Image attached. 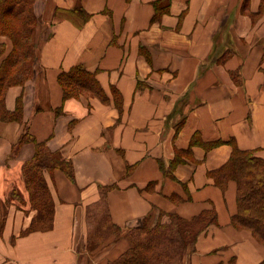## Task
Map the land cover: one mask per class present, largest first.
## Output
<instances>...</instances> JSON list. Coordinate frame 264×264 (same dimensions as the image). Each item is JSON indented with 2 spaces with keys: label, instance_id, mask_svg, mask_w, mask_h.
Here are the masks:
<instances>
[{
  "label": "crops",
  "instance_id": "crops-1",
  "mask_svg": "<svg viewBox=\"0 0 264 264\" xmlns=\"http://www.w3.org/2000/svg\"><path fill=\"white\" fill-rule=\"evenodd\" d=\"M35 75L8 88L0 120V200L28 194L24 168L46 143L74 178L45 172L52 228L19 239L31 264H108L131 247L87 251L88 208L110 188L114 224L132 229L213 213L184 264H264V242L234 225L238 185L220 187L234 146L264 160V0H34ZM0 63L13 49L7 36ZM94 73L107 99L64 98L60 75ZM24 134L27 141L15 152ZM177 159V164L172 162ZM29 240V241H28Z\"/></svg>",
  "mask_w": 264,
  "mask_h": 264
},
{
  "label": "trees",
  "instance_id": "trees-1",
  "mask_svg": "<svg viewBox=\"0 0 264 264\" xmlns=\"http://www.w3.org/2000/svg\"><path fill=\"white\" fill-rule=\"evenodd\" d=\"M33 6L34 0H0V36L9 37L13 43L11 53L0 63L1 121L16 120L21 108V105H18L16 114L6 109L5 97L8 88L24 84L36 72L38 18ZM4 51V45L0 44V59ZM59 81L65 99L84 93L107 99L95 74L81 67L62 73ZM27 141L36 142L34 138L24 134L15 152ZM36 147L33 160L24 168L25 180L27 187L30 186L36 191V197L47 194L53 224L54 202L46 183L45 172L52 173L56 169H61L73 179V165L71 162L58 159L46 143H36ZM177 162L175 159L172 165ZM212 176L222 188L231 180L237 183L238 214L234 217V225L251 230L264 242V160L257 157L253 151H243L234 146L229 163L212 173ZM109 189H102L101 199L88 208L87 249L92 251L111 237H128L131 247L119 259L108 264H182L184 257L195 250L199 235L209 224L216 221L213 213H204L193 220L172 215L168 224H158L154 228L144 224L137 228L123 229L111 219L107 200Z\"/></svg>",
  "mask_w": 264,
  "mask_h": 264
},
{
  "label": "rangeland",
  "instance_id": "rangeland-1",
  "mask_svg": "<svg viewBox=\"0 0 264 264\" xmlns=\"http://www.w3.org/2000/svg\"><path fill=\"white\" fill-rule=\"evenodd\" d=\"M35 192L34 188L28 186L27 195L14 192L6 200H0V264H31L30 257H16L14 250L17 241L52 228L50 200L46 193L36 197ZM96 249L87 251L93 253ZM83 260L76 264H90V259L88 261L83 257Z\"/></svg>",
  "mask_w": 264,
  "mask_h": 264
}]
</instances>
